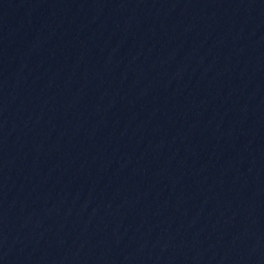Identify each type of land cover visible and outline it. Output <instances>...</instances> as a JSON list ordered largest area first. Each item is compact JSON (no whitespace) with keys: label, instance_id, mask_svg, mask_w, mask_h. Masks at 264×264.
Returning <instances> with one entry per match:
<instances>
[{"label":"water","instance_id":"obj_1","mask_svg":"<svg viewBox=\"0 0 264 264\" xmlns=\"http://www.w3.org/2000/svg\"><path fill=\"white\" fill-rule=\"evenodd\" d=\"M0 264H250L140 157L23 0H0Z\"/></svg>","mask_w":264,"mask_h":264}]
</instances>
